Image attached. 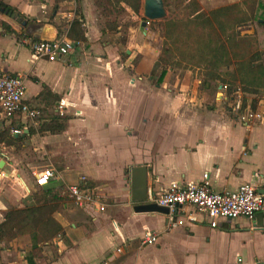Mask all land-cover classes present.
<instances>
[{"label": "crops", "instance_id": "obj_1", "mask_svg": "<svg viewBox=\"0 0 264 264\" xmlns=\"http://www.w3.org/2000/svg\"><path fill=\"white\" fill-rule=\"evenodd\" d=\"M0 1L21 16L0 12V72L26 77L25 100L41 113L43 124L53 117L65 120L54 115L62 104L69 115L63 132L31 139L44 150L50 145L48 166L59 176L39 189L67 188L86 177L98 196L97 204L83 207L72 199L61 202L51 217L62 232L51 235L52 228L50 239L38 244L44 258L36 264H264V212L253 220L220 219L217 229L201 216L196 225L170 230V219L179 218L183 210L177 217L136 212L127 174L135 166H146L149 192L157 195L176 181H201L205 173L216 191H235L243 184L262 188L264 120L245 125L233 116L224 118L222 103L230 108V100L223 97L224 84L206 88L199 68H170L160 81L162 39L146 26L144 3L136 14L116 0ZM188 2L212 11L241 0ZM31 24L49 26L51 38L68 29V37L78 44L61 61L36 60L26 38L20 41ZM74 27L83 30L85 42L72 36ZM214 88L221 103L202 112L199 93ZM244 95L249 105L258 100V110L264 112V93ZM20 126L29 137L35 125L25 119L0 120V130L12 132ZM23 154L25 150L0 149L6 173L0 179V226L8 234L20 228L21 210L44 203L35 189L36 171L31 174L35 167ZM116 161L122 164L117 167ZM192 211L191 206L184 209ZM10 212L15 214L7 218ZM146 233L160 234L158 242L142 245ZM35 245L30 233L10 240L1 237L0 264H28Z\"/></svg>", "mask_w": 264, "mask_h": 264}, {"label": "trees", "instance_id": "obj_2", "mask_svg": "<svg viewBox=\"0 0 264 264\" xmlns=\"http://www.w3.org/2000/svg\"><path fill=\"white\" fill-rule=\"evenodd\" d=\"M116 1L118 4L125 3L136 14L140 13L143 3V0ZM188 8L192 17L188 21L169 20L164 23L167 48L157 65L163 67L160 81L169 68H199L206 88L217 82L229 85L231 112H233L231 105L234 101L232 95L237 89L240 88L244 94L262 95L264 93V3L261 0H241L238 5L223 7L210 13L204 12L197 3L188 5ZM0 12L8 17L16 15L18 19L21 18L16 9L3 1H0ZM74 24L79 23L75 21ZM246 26L254 27L253 35H243L240 32L239 29ZM72 33L77 40L86 41L83 30L76 31L74 27ZM23 35L25 38H33L25 32ZM176 55L179 59L191 58V61L188 63L173 61ZM232 67L234 71L230 72ZM230 81L234 83L231 85ZM244 104L249 105L245 97ZM250 107L252 110H258V100L254 99ZM209 109L213 110L214 107L211 106ZM66 122V119L53 117L43 124V130L49 134L61 133L65 129ZM21 143L22 139L16 138L10 128L0 130V146H20ZM40 194L44 199L43 205L19 212L22 215V222L17 232L8 234L3 226H0V238L6 236L10 240L29 233L35 236L37 245L27 257L28 264H36V259L44 258L38 244L42 243L44 238L50 239L52 228L54 232L51 235L61 234L62 228L51 215L60 202L69 199L68 190L64 186L42 190ZM13 214L15 213L10 212L7 218Z\"/></svg>", "mask_w": 264, "mask_h": 264}, {"label": "built area", "instance_id": "obj_3", "mask_svg": "<svg viewBox=\"0 0 264 264\" xmlns=\"http://www.w3.org/2000/svg\"><path fill=\"white\" fill-rule=\"evenodd\" d=\"M68 29L65 33L54 40H37L26 38L24 42L29 45L31 53L36 60H47L58 62L67 58L76 48V44L68 37ZM25 76H15L0 72V120L21 121L27 120L32 125L42 117L41 113L31 107L25 100L26 85ZM230 87L222 85L224 100L229 101ZM233 113L238 120L251 125L264 120V112L252 110L250 105L244 104V93L239 88L233 95ZM65 104L59 106L57 112L63 113ZM12 134L23 135L24 130L12 128ZM6 173L0 168V179L5 178ZM33 177L40 187H48L50 183L59 176L53 169H46L42 172H34ZM69 198L80 207L97 204L98 196L88 185L87 178L83 177L78 184L67 187ZM147 203L156 204L159 207L167 208L170 216L179 218L170 219V230L187 225H196L200 222L201 216L208 219L212 229L219 227L220 219L236 220L241 217L253 220L257 214L264 212V187L258 188L250 184H243L237 190L216 191L213 189L209 173H205L201 181L181 183L173 182L167 191L162 195L153 192L148 193ZM187 206L194 208L192 212H184ZM104 206L101 210H104ZM160 234L146 233L142 239V245H154L158 242Z\"/></svg>", "mask_w": 264, "mask_h": 264}, {"label": "rangeland", "instance_id": "obj_4", "mask_svg": "<svg viewBox=\"0 0 264 264\" xmlns=\"http://www.w3.org/2000/svg\"><path fill=\"white\" fill-rule=\"evenodd\" d=\"M189 0H167L166 2V7L168 9V17L166 20H160V21H149L147 20L145 17V19L147 20V25L151 31H154L157 33V38L158 39H162L160 48H158V42H157V48L159 50V59L162 58L164 56V51L167 48L166 47V38H165V30H164V23L165 21H169V20H174V21H178V22H186L188 21V19L192 18L190 15V9L188 8V5H192L191 3L188 2ZM201 6V4H200ZM203 7L201 6V9ZM217 10V9H215ZM204 11V10H203ZM214 11V10H212ZM212 11H204L206 13H210ZM131 13V12H130ZM133 15V13H131ZM14 22V21H13ZM15 24V22H14ZM147 29V28H146ZM240 32L244 35H253L254 34V27L252 26H246L243 27L241 29H239ZM25 35V34H24ZM21 35L20 36V41L25 39V36ZM261 49V48H260ZM251 52H253L252 49H250ZM256 51V49L254 50V52ZM166 58V57H165ZM175 59H173V61H185V63H188L191 61V58H187L186 60H184L183 58L179 59V56L177 57V55L174 57ZM158 59V62H159ZM184 63V62H183ZM184 63V65H186ZM162 65V64H161ZM163 67H159V69L157 70V73H159L160 71H162ZM170 69V68H169ZM173 70H192L193 72H196L197 68L196 67H189L187 69L185 68H172ZM226 71V70H223ZM230 72L234 71V67H232L230 70ZM177 72V71H176ZM232 85V83H230ZM245 97V95H244ZM221 95H217V90L214 88L211 91L207 92V91H202L199 93V110H201L202 112H205L206 110H208L209 108H211V106H215V104L217 103H221ZM222 108V114L223 117L226 118L227 115L229 116H233L234 119L238 120V117L233 115V113L230 111L227 102H223L221 105ZM227 108V110H226ZM207 112V111H206ZM54 115H59L60 117H63L64 119H67L65 117H68L69 115H67V111H65V113H57ZM226 116V117H225ZM50 117V115H49ZM48 117V118H49ZM50 119V118H49ZM40 120V119H39ZM31 131V136H24L21 135L20 138L22 139V143L20 144V146H5L2 145L0 146V149L3 148H12L13 149V153H20V151L25 150V154H23V159L25 161H27L29 164H31L33 167H35V169H33L31 171H37V172H42L46 169H50L49 162H50V145L49 147H47V150H44L42 148V146L37 142L39 141L42 137L44 136H50V134L48 132H45L43 130V122L37 123V125H35L33 128L30 129ZM36 137L35 139L37 141H31V139L33 137ZM122 160V158H121ZM119 164H122V161H116L115 165L118 167ZM128 178L130 177V173L128 172ZM41 187L36 186V192L38 191V193H41V189H39ZM41 190V191H40ZM35 193V191H34ZM38 195V194H37ZM70 199V198H69ZM59 205H61V202L59 203ZM102 205L100 206L99 209H101ZM105 208V206H104ZM174 230V229H173ZM45 238L42 241V244H44L45 242ZM42 259V258H39Z\"/></svg>", "mask_w": 264, "mask_h": 264}, {"label": "water", "instance_id": "obj_5", "mask_svg": "<svg viewBox=\"0 0 264 264\" xmlns=\"http://www.w3.org/2000/svg\"><path fill=\"white\" fill-rule=\"evenodd\" d=\"M144 17L149 21L166 20L168 9L165 0H144ZM26 32L37 40H54L57 37L50 36V27L45 25H27ZM4 161L0 163V168L4 167ZM133 203H138L135 211L139 213H159L169 215L167 208L159 207L156 204L147 203L148 187V168L146 166H135L131 171Z\"/></svg>", "mask_w": 264, "mask_h": 264}]
</instances>
